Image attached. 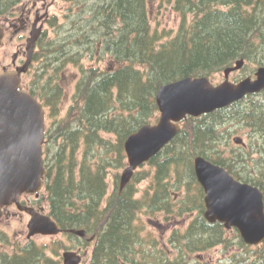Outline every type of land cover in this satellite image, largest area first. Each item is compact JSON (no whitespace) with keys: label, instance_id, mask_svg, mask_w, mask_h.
Instances as JSON below:
<instances>
[{"label":"trees","instance_id":"16d2710c","mask_svg":"<svg viewBox=\"0 0 264 264\" xmlns=\"http://www.w3.org/2000/svg\"><path fill=\"white\" fill-rule=\"evenodd\" d=\"M21 1L0 0V16L14 13ZM165 1L181 15L175 34L152 26L153 0H69L62 18L49 19L55 34L48 38L43 32L26 73L34 70L32 78L23 81L53 119L44 143L50 214L72 237L80 239L71 229H85L81 248L93 244L89 264H208L195 254L228 239L223 223L204 217V192L193 166L197 155L264 190V90L188 116L172 141L144 164L150 169L136 171L120 190L125 141L158 119L156 94L162 84L187 76L212 78L240 59L264 65V0ZM86 57L91 65L84 64ZM70 64L79 77L61 116L64 69ZM237 127L249 130L244 145L230 143ZM146 178L150 185L141 194L139 184ZM178 192L183 196L175 200ZM195 208L199 214L170 238L178 252L174 258L168 259L158 237L143 236L142 214L163 211L174 221ZM239 238L244 248H252ZM45 247L31 243L17 256H28L21 259L28 264H62L54 258L58 253L50 256ZM231 263L264 264V243Z\"/></svg>","mask_w":264,"mask_h":264},{"label":"water","instance_id":"95a60500","mask_svg":"<svg viewBox=\"0 0 264 264\" xmlns=\"http://www.w3.org/2000/svg\"><path fill=\"white\" fill-rule=\"evenodd\" d=\"M41 30L42 26L31 30L25 62L15 70L0 72V219L4 206L20 204L22 193L36 192L44 184L45 108L30 91L21 87L22 74L30 67ZM4 36L5 28L0 22V46ZM243 64L241 59L226 68L225 79L218 84L209 76H187L158 88V121L144 124L125 142L128 164L121 174L120 190L130 182L140 165L158 154L177 135L183 119L213 112L264 89V66L257 69L254 78L230 80V73ZM234 141L242 143L243 139L236 136ZM194 169L205 192V218L211 223L222 222L228 229L237 228L249 245L264 242L263 189L238 180L225 167L203 155L194 158ZM28 229L29 238L39 233L55 235L62 231L51 216L36 211H32ZM70 231L86 236L85 229ZM62 257L64 264L82 261L78 250H65Z\"/></svg>","mask_w":264,"mask_h":264},{"label":"rangeland","instance_id":"374dc122","mask_svg":"<svg viewBox=\"0 0 264 264\" xmlns=\"http://www.w3.org/2000/svg\"><path fill=\"white\" fill-rule=\"evenodd\" d=\"M149 6L150 17L152 26L157 28L160 31L171 32L175 34L179 24L181 22V15L173 8L170 3H167L165 0H153ZM26 3V4H25ZM31 8L34 6L39 10L40 14L47 12V19L45 21L44 31L46 30V34L48 38H51L55 34V28L50 25L48 22L52 16H58L62 18L64 14L68 11L69 8V0H22L18 5H16L12 11L15 13H8L7 15H1L0 20L7 23V17L16 16L17 23L19 24L20 19L23 17L22 11L25 7ZM35 19V11L30 16V22L32 23ZM59 21V19H58ZM59 22H62L60 20ZM31 24L27 30H21L20 32H15L14 28L7 23V32L5 35L4 42L0 47V72L3 71L4 67L6 66L9 70H14L16 65H21L26 60V44L27 39L31 33ZM17 55L16 64L13 63L12 59L13 56ZM93 61L86 57L84 58V64L91 65L90 63ZM106 62V61H105ZM104 66V63L101 64ZM259 66L255 62H246L243 68L237 69L230 74L231 80L240 79L246 76H249L255 72V70ZM65 78H66V85H65V98L61 109V116L66 114L67 108L71 103V96L74 92V83L79 77L78 69L75 66L70 64L67 68L64 69ZM34 70L31 71L29 74L23 75L26 76V80H30ZM212 81L215 83H220L225 79L224 72L217 73L212 76ZM159 115V114H158ZM52 117L49 116V111L46 109V122L47 127L50 126ZM249 132L248 129L237 127L236 133L232 135L230 139V143L236 145L233 141L235 136H242L245 142H248L247 133ZM263 166H264V159H263ZM261 165V164H260ZM150 169L149 164L142 165L138 168L137 171L144 173ZM124 167L120 169V175L122 174ZM117 171L116 168H113L109 174V195L114 188V174ZM150 179L146 178L141 181L139 184L140 193L148 188L150 185ZM183 195L182 193L178 192L176 194L175 200L177 198H181ZM179 200V199H178ZM199 214L198 208H195L192 213L187 214L186 218L176 219L174 221H170L166 218V213L156 212L155 214H142V219L145 222L143 230V236L145 237L147 234L151 233L159 238L160 240V247L163 248L168 256V259L174 258L178 255L176 248L173 247V243L171 242L170 238L174 230L177 227H181L185 229L188 223ZM175 219V217H173ZM28 220L29 216L24 214L23 220L20 218H11L5 219L0 224V251L4 252H11L13 248L19 249L20 246H24L28 243ZM183 222V224H182ZM226 229V237L228 239V243L226 245H216L208 250H203L195 254L197 258L200 260L207 262L208 264H232L231 261L234 256H242V255H253V251L256 249L257 246H251L252 248H244L240 243V238L236 229ZM7 239L8 241L4 240ZM4 240V241H3ZM30 240V239H29ZM33 240L32 243L38 244L39 246L45 245L47 254L51 256V254L55 255L54 258L58 259L60 257L62 259V253L65 250L73 249V250H81L84 255L83 261L81 264H89L91 253H92V246L82 247L81 239L76 237H72L70 234L66 232H62L57 235H43L38 234L33 236L31 239ZM60 242V243H59ZM57 246L58 250L55 251ZM57 252V253H56ZM52 255V256H53Z\"/></svg>","mask_w":264,"mask_h":264},{"label":"flooded vegetation","instance_id":"af4514ba","mask_svg":"<svg viewBox=\"0 0 264 264\" xmlns=\"http://www.w3.org/2000/svg\"><path fill=\"white\" fill-rule=\"evenodd\" d=\"M26 4V3H25ZM24 4L23 7L24 10L22 11L23 17L20 19V23L18 24L16 19V16L13 17H7V22L14 28L15 32H20L21 30H27L31 24V27H39V26H45V21L47 19V12H44L43 14L39 13V10L35 7V4L31 8H27ZM35 11V19L31 23L30 22V16ZM35 23V24H34ZM44 31V30H43ZM42 31V32H43ZM6 32H7V26H6ZM43 34V33H42ZM5 68V67H4ZM237 80V79H236ZM32 211H36L41 214H49L50 208H49V199L47 196V193L45 191V188H42L41 190L34 192V193H23L20 196V205L18 203H11L9 205H6L3 207V215L0 219V224L5 219H11V218H20L23 220L24 214L29 216V220L32 217ZM28 220V222H29ZM28 225V224H27ZM36 236V235H35ZM33 238V237H32ZM1 239V236H0ZM8 241L7 239H4ZM3 240V241H4ZM28 243L26 245H22L19 247H25L27 245H31L33 240H27ZM17 248H13L11 252H4L0 251V264H28L23 261L21 262L22 258L28 257V256H17L18 250Z\"/></svg>","mask_w":264,"mask_h":264}]
</instances>
